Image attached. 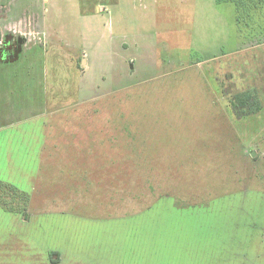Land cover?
Returning a JSON list of instances; mask_svg holds the SVG:
<instances>
[{
    "label": "rangeland",
    "instance_id": "rangeland-1",
    "mask_svg": "<svg viewBox=\"0 0 264 264\" xmlns=\"http://www.w3.org/2000/svg\"><path fill=\"white\" fill-rule=\"evenodd\" d=\"M205 1L0 0V264H264V46Z\"/></svg>",
    "mask_w": 264,
    "mask_h": 264
},
{
    "label": "trees",
    "instance_id": "trees-1",
    "mask_svg": "<svg viewBox=\"0 0 264 264\" xmlns=\"http://www.w3.org/2000/svg\"><path fill=\"white\" fill-rule=\"evenodd\" d=\"M219 3L233 4L236 9L238 36H246L253 46L264 44V0H216ZM1 40V34H0ZM257 90L238 92L229 100L233 111L241 115L252 114L261 108ZM257 108L249 111V108ZM165 198V197H163ZM168 198V197H167Z\"/></svg>",
    "mask_w": 264,
    "mask_h": 264
},
{
    "label": "crops",
    "instance_id": "crops-1",
    "mask_svg": "<svg viewBox=\"0 0 264 264\" xmlns=\"http://www.w3.org/2000/svg\"><path fill=\"white\" fill-rule=\"evenodd\" d=\"M211 0H206L205 2L203 3H206L204 5H210L211 2H209ZM235 17H236V14H235ZM218 24V23H217ZM235 26H236V20H235ZM214 29H216V31L214 32V34L212 35V41L209 42V40H206V38L204 36H202V39L205 41V42H209L207 46H203L201 47L202 50H207L208 47L211 45L213 47H215L216 51H222L225 49V46L229 43L230 40H232V38L234 39L235 38V34L234 33H231L230 34V29L229 28H226L225 26L224 27H218V25L216 27H214ZM236 30H237V27H236ZM238 33V32H237ZM258 46H264L263 44L261 45H257V46H253L252 44H249L248 47L247 45L246 46H243L241 48H254V47H258ZM200 48V49H201ZM239 50V49H238ZM243 50V49H242ZM235 52V51H233ZM233 52L231 54H233ZM230 54V53H229ZM219 56L221 55V53L218 54ZM218 55H214L213 57H217L218 58ZM223 55V54H222Z\"/></svg>",
    "mask_w": 264,
    "mask_h": 264
}]
</instances>
